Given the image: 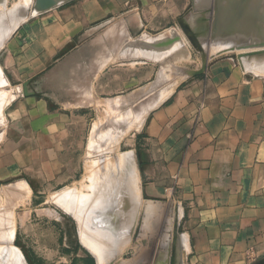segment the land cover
Listing matches in <instances>:
<instances>
[{
  "label": "crops",
  "instance_id": "1",
  "mask_svg": "<svg viewBox=\"0 0 264 264\" xmlns=\"http://www.w3.org/2000/svg\"><path fill=\"white\" fill-rule=\"evenodd\" d=\"M189 6L67 0L16 27L0 57V200L22 197L30 182L79 184L86 158L99 155L88 153L91 139L118 128L120 109L146 107L128 150L140 206L126 232L142 238V253L154 246L149 264H248L249 252L264 253V75L212 60L160 99L166 83L135 89L134 52L119 51L137 35L165 31Z\"/></svg>",
  "mask_w": 264,
  "mask_h": 264
},
{
  "label": "rangeland",
  "instance_id": "2",
  "mask_svg": "<svg viewBox=\"0 0 264 264\" xmlns=\"http://www.w3.org/2000/svg\"><path fill=\"white\" fill-rule=\"evenodd\" d=\"M56 1L59 2L56 3ZM64 1L0 0V57L6 51L8 41L21 22L25 21L31 15L37 14L38 11L46 10ZM217 1L220 4H217ZM252 1L254 2L253 4ZM219 8L221 9L218 13L217 9L219 10ZM248 9L253 11H249ZM220 14L224 16V20H222L224 23H222L223 27L215 24L216 19L222 17L219 16ZM254 22H257V24ZM214 24L218 27H213ZM250 24H252V27ZM249 26L251 29L248 28ZM196 33L197 35H195ZM251 33L252 36L250 38ZM207 37L208 42L206 41ZM130 40V44L120 45L119 51L120 54H126L128 50L129 52H134V60L129 61L128 64L134 66L131 72L134 73L135 89L144 85L166 83V88L162 90L161 94L166 92L167 95L171 92L173 86L193 76V74H189L188 72L203 68L205 53H207V65L204 72L212 60L226 59L240 65L252 76H263L264 42L262 40L264 41V0H190L188 9L179 15L171 27L158 34H140ZM230 47L234 48L231 49ZM260 49L262 50L260 51ZM242 58L244 59L242 60ZM119 63L121 65V63L127 62L120 59ZM253 64H259V67L257 65L255 67ZM257 68L260 70L259 72H255L254 69L258 70ZM1 72H3V68L0 65V76L3 77L4 73L2 74ZM1 84L0 81V86ZM0 89L4 91L5 85L1 86ZM2 101L0 97V108H2V112L0 113V128L5 125V108L4 105H1ZM141 109H120L117 117L119 121L118 128L116 130L114 128L113 131L110 129L101 130L98 135H95L91 139L90 143H88V153L94 155L99 153V155L88 156L86 158V172L79 176L81 183L79 182V184L76 183L71 187L61 189H48L42 187L39 183L30 182V185L28 184L26 189H22V197L10 203L8 199L2 198L0 200V264H20L19 257L12 260L11 254L8 253L9 250L11 253L12 247L18 251L21 259L26 264H99L95 250H92V247L90 248L88 243L89 240L94 239L101 243L108 241L105 242L106 247L103 245L105 247L104 250L109 252L108 258L106 259L108 264L111 262L113 264H127L128 262L129 264L153 263L158 254L155 252L153 245H146V248L150 251L145 252V254L142 253L141 250L144 247L142 238L135 239L130 237L129 243L121 246L119 245L120 243L117 237L106 240L105 237L98 233V231L102 232L106 230L110 224L106 218L105 221H107L105 223L103 221L105 215L104 209L105 207L108 208V205H104L103 211L96 212L97 210L95 208L97 205L93 203L94 198L92 199L94 197V182L100 178L98 176L104 175V172L107 173L108 169L115 164H120V166L124 165L126 155L129 153L132 154L128 150L134 149V135L137 130L141 129L144 120V116L142 118L141 114L146 113V107ZM137 113L139 117H137ZM101 117L103 118V122L110 123L112 114H110L109 109L107 111L105 109ZM131 118L133 121L135 120L134 122L136 124L131 123L133 122ZM129 123H131V126ZM110 161H114L115 163H110ZM106 164H109L108 166L110 167ZM95 169L98 170V173L95 172ZM100 169L101 172L99 171ZM93 212L99 215H95ZM100 215L102 219L99 217ZM95 218H98V221ZM97 224L101 227L99 228ZM114 231L121 232L119 230ZM96 233L103 240L99 236L96 238ZM171 240L172 238L168 236V261L172 256L170 250ZM144 256L146 261L143 262ZM247 259L248 264H264V253L252 250L247 254Z\"/></svg>",
  "mask_w": 264,
  "mask_h": 264
},
{
  "label": "bare ground",
  "instance_id": "3",
  "mask_svg": "<svg viewBox=\"0 0 264 264\" xmlns=\"http://www.w3.org/2000/svg\"><path fill=\"white\" fill-rule=\"evenodd\" d=\"M38 1V0H37ZM45 1V0H44ZM47 1V0H46ZM51 1V0H50ZM59 2V1H58ZM57 1H56V3H58ZM42 3V2H41ZM48 3V2H47ZM220 4V2L219 1H217V4ZM254 2L252 1V4H253ZM38 4V3H37ZM247 4H248V2H247ZM39 5V4H38ZM43 5V4H42ZM250 5V4H249ZM41 6V5H40ZM48 7V6H47ZM218 7H220L219 5H218ZM218 7H216V8H218ZM40 8V7H39ZM249 8V7H248ZM220 9L221 8H219V10L217 9V12L218 11H220ZM249 10V9H248ZM249 11H253V10H249ZM256 11V10H255ZM254 11V12H255ZM253 12V13H254ZM219 13V12H218ZM217 13V14H218ZM246 13H247V11H246ZM250 13V12H249ZM256 13V12H255ZM253 15V14H252ZM218 16V15H217ZM254 23H256L257 24V22H254ZM183 25H184V23H182ZM187 24V23H186ZM216 24V23H215ZM215 24H214V26L213 27H218V26H215ZM252 24H250V26H251ZM260 25V24H259ZM188 27H189V25H187ZM248 27V28H250L251 29V27ZM254 26H255V24H254ZM256 26H258V25H256ZM262 26V25H261ZM187 28V27H186ZM196 28V27H195ZM215 28V29H216ZM243 28V27H242ZM190 29V28H189ZM250 29H249V32H250ZM253 29V28H252ZM214 30V29H213ZM218 30V29H217ZM216 30V31H217ZM227 30V29H226ZM229 30H231V29H229ZM255 29H253V31H254ZM191 31V30H190ZM194 31V30H193ZM192 31V32H193ZM195 32V31H194ZM193 32V33H194ZM219 32V31H218ZM217 32V33H218ZM229 32V31H228ZM238 32V31H237ZM236 32V33H237ZM245 32V31H244ZM255 32H256V30H255ZM257 32H258V30H257ZM198 33V32H197ZM197 33L195 34V35H197ZM213 33H214V31H213ZM212 33V34H213ZM222 33V32H221ZM199 34V33H198ZM216 34V33H215ZM225 34V33H224ZM238 34V33H237ZM242 34V33H241ZM194 35V34H193ZM236 35V34H235ZM244 35V34H243ZM224 36V35H223ZM229 36H231V35H229ZM234 36V35H233ZM251 36H252V33H251V35H250V38H251ZM150 37V36H149ZM193 37V36H192ZM195 37V36H194ZM217 37V36H216ZM215 37V38H216ZM195 38H197V37H195ZM214 38V39H215ZM165 39V38H164ZM192 40V39H191ZM196 40H198V39H196ZM253 40V39H252ZM261 40V39H260ZM152 41V40H151ZM168 41V40H167ZM254 41V40H253ZM178 42V41H177ZM176 42V43H177ZM262 42H264L263 40H262ZM197 43H198V41H197ZM260 43V42H259ZM178 44V43H177ZM176 44V45H177ZM202 44V43H201ZM256 44V43H255ZM261 45H262V43H260ZM264 44V43H263ZM202 45H204V44H202ZM223 45V44H222ZM225 45H226V43H225ZM252 45H254V43H252ZM259 45V44H258ZM184 46V45H183ZM244 46V45H243ZM256 46H257V44H256ZM167 47V46H166ZM200 47H201V45H200ZM245 47V46H244ZM253 47V46H252ZM172 48V47H171ZM231 48V47H230ZM234 48V47H233ZM233 48H231V49H233ZM257 48V47H256ZM169 49V48H168ZM175 49V48H174ZM179 49V48H178ZM225 49V48H224ZM229 49V48H228ZM227 49V50H228ZM245 49V48H244ZM156 50V49H155ZM172 50V49H171ZM201 50V49H200ZM204 50V49H203ZM255 51H256V49H254ZM259 50V49H258ZM262 49H260V51H261ZM264 50V49H263ZM181 51V50H180ZM252 52V51H251ZM203 53H205V51H203ZM243 53V52H242ZM249 53V52H248ZM164 54V53H163ZM206 54V53H205ZM244 54H245V52H244ZM246 54H247V52H246ZM251 55V54H250ZM248 56V55H247ZM246 56V57H247ZM242 57V56H241ZM252 57V56H251ZM254 57V56H253ZM264 57V56H263ZM257 58V57H256ZM258 58H259V56H258ZM261 59H262V57H260ZM244 58H242V60H243ZM251 60H253L252 58H251ZM263 60V59H262ZM245 61V60H244ZM246 61H247V58H246ZM246 61H245V63H246ZM257 61H258V59H257ZM256 61V62H257ZM261 61V60H260ZM259 61V62H260ZM264 61V60H263ZM255 62V63H256ZM254 63V62H253ZM244 64V63H243ZM249 64H250V60H249ZM247 65H248V63H247ZM254 65V64H253ZM252 65V66H253ZM257 65V64H256ZM256 65H254L255 67H256ZM259 65V64H258ZM257 65V66H258ZM261 65H262V63H261ZM243 66H245V65H243ZM252 66H250V67H252ZM253 66V67H254ZM259 67V66H258ZM162 68V67H161ZM163 69V68H162ZM258 69V68H257ZM260 69H261V67H260ZM251 70H253V69H251ZM255 70V72L256 71H260L259 69L258 70H256V69H254ZM262 70H264V69H262ZM263 72V71H262ZM162 74V73H161ZM161 76V75H160ZM162 77V76H161ZM174 87V86H173ZM173 90V89H172ZM166 95V92H164L163 94H161L160 96V98H164V97H162V96H165ZM158 98V97H157ZM159 100V99H158ZM153 101V100H152ZM157 104V103H156ZM147 109V108H146ZM145 109V111H147ZM142 110V109H141ZM144 111V110H143ZM142 112V111H141ZM135 114V113H134ZM138 114V113H137ZM130 115V114H129ZM132 115H133V113H132ZM142 115V118H143V116L145 115H143V114H141ZM147 115V114H146ZM137 116V115H136ZM134 117V116H133ZM132 117V118H133ZM137 117H139V114H138V116ZM141 117V116H140ZM132 118H131V120H132ZM133 119H135V118H133ZM136 119H138V118H136ZM130 120V119H129ZM128 120V121H129ZM139 120V119H138ZM127 121V122H128ZM133 121V120H132ZM135 121V120H134ZM131 122V123H135V122ZM140 121H142V120H140ZM119 122V121H118ZM137 122V121H136ZM131 123H129V125L131 126ZM138 123V122H137ZM136 124V123H135ZM140 124H141V122H140ZM134 125V124H133ZM119 132V131H118ZM116 148V147H115ZM110 153V152H109ZM121 159V158H120ZM119 159V160H120ZM122 160H123V158H122ZM122 160H120L121 162H123ZM126 160V161H125ZM125 164L124 165H122V166H120V164H115L114 166H108L109 164H106L108 167H110L109 169H108V171H107V173L106 172H104V171H106V167H104V168H106V169H104V175H99L98 177H100L98 180H96L95 182H94V197H92V199H93V203L95 204V205H97V207L95 208V210H97L96 212H100V211H103V209H104V205H108V208L107 207H105V209H107V214H105L104 215V217H103V221H104V223L107 221H105V218L107 219L108 218V221H109V226H108V228L106 229L105 228V226H104V228L106 229V230H103L102 232H99L98 231V233L99 234H101L103 237H105L106 238V240L108 239V240H111L110 238H115V237H117V240H118V242L120 243L119 245H121V246H124V244H127V243H129V236L128 235H130V233L129 234H127V232H128V229L130 228V225L131 226H133L132 225V223L134 222L135 223V219H136V216H137V214H138V212H139V199H138V184H137V171H136V167H135V159H134V157H133V154H131V153H129V154H127L126 155V158H125ZM111 162H114V161H110V163ZM107 163V162H106ZM109 163V162H108ZM115 163V162H114ZM113 163V164H114ZM112 164V165H113ZM99 168V167H98ZM101 168V167H100ZM96 170V169H95ZM103 170V169H102ZM100 172H101V169L99 170ZM95 172H97L98 173V170H96ZM99 172V173H100ZM103 174V173H102ZM95 175V174H94ZM97 176V175H96ZM95 176V177H96ZM94 179V178H93ZM91 203H92V200H91ZM93 204V205H94ZM100 206H103V207H100ZM99 208H101V209H99ZM118 208V211L117 212H119V218H120V220H119V222H118V225H117V227L115 226V222H113V220L111 221V211L112 210H115V209H117ZM104 209V210H105ZM92 211V210H91ZM95 212V211H94ZM93 212V213H94ZM122 212V213H121ZM92 213V214H93ZM95 215L96 214H98V213H94ZM93 214V215H94ZM101 214V213H100ZM104 214V213H103ZM93 215H91L92 217H93ZM99 215V214H98ZM97 215V216H98ZM102 215V214H101ZM101 215L99 216V217H101ZM90 216V217H91ZM92 219H94V218H92ZM96 219V221H98V218H95ZM100 219V218H99ZM101 219H102V217H101ZM101 221V220H100ZM90 222V221H89ZM93 222H94V220H93ZM102 223V222H101ZM133 223V224H134ZM90 224H91V222H90ZM98 224H100L99 222H98ZM97 224V225H98ZM94 227H95V225H94ZM98 227H99V225H98ZM97 227V228H98ZM101 227V226H100ZM99 227V228H100ZM96 228V227H95ZM98 228V229H99ZM103 228V229H104ZM118 228V229H117ZM133 228V227H132ZM102 230V229H101ZM100 230V231H101ZM114 230H119V231H121V232H115ZM131 230V229H130ZM127 231V232H126ZM96 235H97V233H96ZM98 236L99 235H97V237L96 238H98ZM99 238H101L100 236H99ZM100 240V239H99ZM101 240H103L102 238H101ZM114 240V239H113ZM105 242H108V241H104V243L102 244L100 241L98 242V240H89L88 241V243H89V245H90V248L92 247V250L94 249L95 250V252H96V257L98 258V262H99V264H108L107 263V261H106V259L108 258L107 256L109 255L108 253L109 252H107V250H104V248L106 247V245H105ZM163 242V241H162ZM106 244H108V243H106ZM103 245H105V247L103 246ZM114 245V244H113ZM117 245V244H116ZM165 245V244H164ZM110 246V245H109ZM126 246V245H125ZM10 247H12V246H10ZM111 247V246H110ZM118 247V246H117ZM120 248V247H119ZM118 248V249H119ZM122 248H124V247H122ZM167 248V247H166ZM109 249V248H108ZM111 249V248H110ZM121 249V248H120ZM169 249V248H168ZM10 251V250H9ZM8 251V253L9 254H11V257H12V260L13 259H15V258H18L19 257V263L20 264H26V263H24V261L21 259V257H20V255L18 254V251H16V249L14 248V247H12L11 248V253ZM167 252V250L165 251V253ZM5 253V252H4ZM120 253V252H119ZM118 254V253H117ZM145 254V253H144ZM5 255V254H4ZM7 256V255H6ZM160 257L162 256V255H159ZM166 256V255H165ZM164 255L162 256V258L163 257H165ZM10 257V256H9ZM7 258V257H6ZM165 258H167V256L165 257ZM140 259H142V258H140ZM11 260V261H12ZM165 260V259H164ZM137 262H139V260H137ZM1 263V262H0ZM110 263V262H109ZM112 263V262H111ZM110 263V264H111ZM119 263V262H118ZM161 263V262H160ZM163 263V262H162ZM113 264V263H112ZM127 264H129V262L127 263ZM132 264V263H131ZM136 264V263H135Z\"/></svg>",
  "mask_w": 264,
  "mask_h": 264
},
{
  "label": "water",
  "instance_id": "4",
  "mask_svg": "<svg viewBox=\"0 0 264 264\" xmlns=\"http://www.w3.org/2000/svg\"><path fill=\"white\" fill-rule=\"evenodd\" d=\"M67 0H65L64 2H66ZM63 3V2H62ZM57 5H59V4H57ZM57 5H55V6H57ZM55 6H52V7H55ZM52 7H50V8H52ZM50 8H47L46 10H42V11H38V13H41V12H44V11H47L48 9H50ZM222 13V12H221ZM224 13V12H223ZM219 16H222L221 14L219 15ZM222 20H224V16H222V17H218L217 19H216V24L218 25V26H221V23L223 22ZM183 27V26H182ZM219 30H220V28H219ZM206 41L208 42V37H207V39H206ZM205 62H204V64H203V68H201V70H197V71H190V72H188L189 74H193V76L194 75H199V74H202L203 72H204V70H205V68H206V65H207V53H206V55H205ZM174 255H175V253H174Z\"/></svg>",
  "mask_w": 264,
  "mask_h": 264
}]
</instances>
